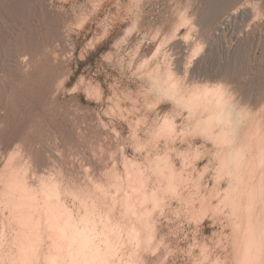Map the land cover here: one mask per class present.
I'll return each instance as SVG.
<instances>
[{"label": "rangeland", "instance_id": "374dc122", "mask_svg": "<svg viewBox=\"0 0 264 264\" xmlns=\"http://www.w3.org/2000/svg\"><path fill=\"white\" fill-rule=\"evenodd\" d=\"M201 89L239 116L238 164ZM9 171L36 198L55 183L111 264H264V0H0V264Z\"/></svg>", "mask_w": 264, "mask_h": 264}, {"label": "bare ground", "instance_id": "6f19581e", "mask_svg": "<svg viewBox=\"0 0 264 264\" xmlns=\"http://www.w3.org/2000/svg\"><path fill=\"white\" fill-rule=\"evenodd\" d=\"M194 50L196 51L197 49H194ZM194 53H196V52H194ZM206 89H201V91L199 90L200 91L199 95H195V98L191 99L190 101H192V103H199L200 101H203L205 97L209 98V96H210L213 105H212V109L210 107L208 108L209 112H210V119L209 120L212 123L216 124L218 126V128L220 127V131L219 132H221V136L225 140H227V142L229 143V145L231 147L230 148V156H229V158L231 157L230 159H232L233 161H236L237 164H238V162L241 161V156H242L243 152H242L241 148L238 147V145H236V143H235L237 138H238V136H239L238 135L239 130H236L235 128H233L232 127V123L235 124V122H236L235 120L239 116L237 117V115L233 112V109H231L230 106L228 107L229 103L225 102V101H228V100L227 99L224 100V96L222 95V93H220L219 91H216L218 89H215V91L213 90L214 92H212L211 90H206ZM211 100H210V102H211ZM226 104H228V105H226ZM238 120H239V118H238ZM240 123H241V121H240ZM238 124H239V122H238ZM240 127H241V125H240ZM240 127L238 126L237 129H240ZM239 143H240V141H239ZM234 164L236 165V163H234ZM236 167H238V166H236ZM17 174L21 176V174H19V172ZM17 174H12V172L9 171V173L7 174L8 175L7 177H5V175H4V181L6 180L5 178H7L6 184L4 186L5 187V192H4L5 200L8 203V205H10L8 207H10V209H13L14 212L17 215L14 214V212H13V214L16 215V217H19L20 221H19V219H17L18 220L17 222H18V224L21 225L20 227L22 228L20 230V227L17 226L20 231H18V229L16 228L17 231H18L17 232L18 235H16V237H20L19 239L21 240V241H17V239L15 240L17 242H20V244L17 243L18 244L17 249L18 248L19 249H18V253L16 252L17 253L16 255L18 256L17 258L19 259V262L17 260L16 264L17 263H19V264H30L31 263L32 264L33 263L32 260H34V262H36L35 260H38V256L33 257V256H31V254L34 253L36 255L37 253H39V252H41L43 250L41 248V246H38L39 244H41L40 242H43L40 239L41 235L43 233L42 234L39 233V235H38V232H39L38 230L41 231V228H39L38 225L42 222V221H39V220H41V219L43 220V218H39V220H37L38 222H40L39 224H38V222H36L38 225L34 222L35 223L34 225L36 227L33 225V221H32V218L34 217L33 214H32L33 210L34 209L37 210V206L40 205V204H38V202H37L38 200H36V199H40L41 200V203L43 204V205L42 204L41 205L43 206V209H45V213L46 214L45 213H43V214L46 215V219L47 220L46 219L45 220L48 223V224H46V222H44L45 226L47 225V227H50L52 229V231H49L51 229L47 228L48 230L46 229V231H49V233L51 232V235L54 234V236H56L58 238V239L56 238V240H58L57 242H55V243L53 242L52 243V241H55V239L50 240V238H51L50 235H47V232H45L46 235H47V238L49 237L48 239L51 241V244H53L52 246H50L51 250H49L47 248L48 254H49V251L52 252V248H53V251L57 250V251H55L56 253L53 252V253H51L49 255H45L46 256L45 258H47V260L49 259L48 262L51 260L52 264H68V263L69 264H111V263H113L110 260L108 261V257H107L108 255L107 254H109V256H110L111 250L112 249L114 250V248H115V246L113 248V244H115V243H113V244L111 243V239L109 238L110 236L107 235V231L102 232L103 233V235H101L102 237L99 238V240L97 241L94 238L95 236L92 235L93 233L90 230L91 227L94 228L93 224H92L93 226L90 225L91 226L90 229H89L88 225H87L88 229L85 226L87 230L85 228H81V230H80V229L74 227L75 226L74 225V221H73V218H71L72 215H70L71 213H69V209L66 208L65 206L61 205L59 200H55L53 202H51V200H50V197H52V198L55 197L56 198L58 196V194H59V192H57L58 194H56V191L54 190V189L57 190V187L54 186L55 187L54 188L52 186V185H55V183L53 184L51 182L52 184H50V185L48 184L47 186L45 184V187L42 189L44 192H45L44 189H46V192L43 195V198H41V197L39 198L38 196H37L38 198H36V197H34L35 195L33 194L32 191H31L32 193L28 192L32 188L29 190L28 185L26 184L27 187L25 186V183H24L25 179L23 180L22 177L18 176ZM49 186L53 187L52 188L53 190L50 188L52 191H47V188H49ZM40 188H42V187H40ZM34 193H35V191H34ZM2 196H0V197H2ZM42 200H43V202H42ZM35 201L37 202L38 205L35 204L36 203ZM42 206H41V208H42ZM2 207L5 208V206H2ZM8 207H6V208H8ZM10 209H9V211H10ZM24 209L26 210V212H25ZM67 209H68V211H67ZM39 210H37L38 213H36L34 211V213L37 214V217L39 216L38 215L39 214ZM10 215H11V213H10ZM14 215H11V216H14ZM4 217H5V215H4ZM88 217H86V218L88 219ZM11 218H13V217H11ZM44 218H45V216H44ZM86 218H85V220H86ZM35 219H36V217H35ZM89 219H90V217H89ZM12 220L15 222V224H17L16 221H15L16 219L15 220L11 219V221ZM82 221H84V220H82ZM90 221L93 222L91 219H90ZM86 224H88V221H87ZM89 224H91V223H89ZM102 225H103V223H102ZM42 226H44V225H42ZM45 226H44V228H46ZM24 227H25V229H23ZM104 228L106 229V226ZM104 228L103 229L100 228L101 231L104 230ZM109 229H111V228L109 227ZM53 230L56 232V235H55V232H53ZM67 231L69 232L68 235L70 234V236L67 235ZM94 231H96V234H97V229L93 230V232ZM101 231H99V232H101ZM108 232L111 233V231H108ZM35 233H37V234H35ZM104 233H106V235ZM19 234H20V236H19ZM74 235L77 236L76 238H78V241H75V240L72 241L71 240V239H73ZM97 236L99 237L100 235L97 234L96 238H97ZM21 237H22V239H21ZM37 238H39V242H38ZM65 239H67V242H64ZM46 242H47V239H46ZM37 243H39V244H37ZM47 244H46V246H47ZM5 248H6V246H5ZM39 248H41V249H39ZM11 250L13 251L12 248H11ZM63 250H64V252H62ZM5 251H6V249H5ZM43 253H44V251H43ZM43 253H39V254L41 255ZM45 253H46V251H45ZM5 254H8V253L6 252ZM10 254L8 256H10ZM4 255H2V256H4ZM40 255H39V257H40ZM112 255L113 254H111V256ZM2 256L0 255V257H2ZM10 257H12V258L7 259L8 262H6V263H9L11 259H12L11 260L12 263L15 262V260H13V259L16 258V257L14 256V258H13V255H11ZM32 257H33V259H32ZM36 257H37V259H35ZM67 257H68V259H67ZM1 260H2V258H1ZM3 261H2V263H3ZM118 261H120V260H118ZM38 262H39V260H38ZM38 262H36V263H38ZM109 262H111V263H109ZM51 263H49V264H51ZM13 264H15V263H13ZM114 264H116V263H114Z\"/></svg>", "mask_w": 264, "mask_h": 264}]
</instances>
